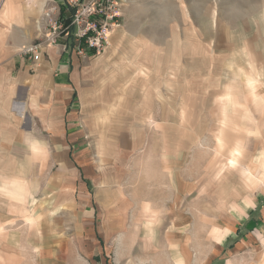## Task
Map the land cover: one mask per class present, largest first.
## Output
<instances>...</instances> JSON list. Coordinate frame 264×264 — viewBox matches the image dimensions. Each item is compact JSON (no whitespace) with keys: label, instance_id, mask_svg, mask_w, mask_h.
Returning a JSON list of instances; mask_svg holds the SVG:
<instances>
[{"label":"rangeland","instance_id":"obj_1","mask_svg":"<svg viewBox=\"0 0 264 264\" xmlns=\"http://www.w3.org/2000/svg\"><path fill=\"white\" fill-rule=\"evenodd\" d=\"M261 4L127 0L116 38L88 61L96 118H82L73 152L83 177L67 182L73 165L47 166L35 148L27 165L17 151L0 167V264H264L260 214L236 236L230 213L249 162L233 138L251 110L264 131V65L236 46L242 9ZM53 7L35 19L36 43ZM128 95L143 117H128Z\"/></svg>","mask_w":264,"mask_h":264},{"label":"crops","instance_id":"obj_2","mask_svg":"<svg viewBox=\"0 0 264 264\" xmlns=\"http://www.w3.org/2000/svg\"><path fill=\"white\" fill-rule=\"evenodd\" d=\"M64 1L66 0L2 1L7 10L5 9L4 14L0 15L2 27L0 28V167L16 162L17 151L25 152L24 165H27L28 152L35 148L47 153V166L58 165L69 168L72 164L74 168L72 175L75 179L70 177L67 182H73L76 181L77 172L79 177H83L76 167V162L73 161L74 149L82 145L80 143L82 118H96L95 111L93 114L85 113L86 100L83 96L84 87L90 80L88 61L93 60V56L86 58L77 56L73 49V38L66 41L60 39L57 45L44 46L39 62H34L30 56L22 53L23 49L36 43L40 37L35 19L41 10L52 4L54 7H59ZM246 1L252 3L254 0ZM260 2L262 3L263 0ZM261 8L264 9L262 4L259 10H262ZM125 11L126 9L124 20ZM262 13L263 11L255 15L254 10L242 9L240 13L242 24L240 33L238 31L236 34L238 39L236 46L240 48L241 55L250 54L264 65V13ZM112 36L114 40L116 34ZM105 54L113 58L115 52L112 49ZM129 97L130 95L126 97L128 106L124 108L127 113L136 112V114L128 117H143L140 115L144 109L143 105L140 106L142 99L139 100V96H136L137 100L133 103L134 100ZM88 110L91 112L89 106ZM255 113L251 110L249 121L244 123L245 132L242 136L246 135L241 136L242 141L239 137H235L232 142L234 147L231 145L235 151L244 147L246 158H249V162H244L242 168L239 167L242 172L240 175L242 186L240 191H236L235 201L232 204L234 208L230 210L236 225V236L256 213L260 214L264 223V162L259 164L256 159V155L264 152V131H259L258 126H254L259 120ZM247 131L250 133L249 136ZM222 134L221 132L220 135ZM261 134L263 139L258 140ZM121 142V140L116 141L115 144ZM6 184L4 183L2 187ZM81 187L84 192L85 185ZM83 197L86 200L85 194ZM226 233L228 234L222 245L233 237L229 229Z\"/></svg>","mask_w":264,"mask_h":264},{"label":"built area","instance_id":"obj_3","mask_svg":"<svg viewBox=\"0 0 264 264\" xmlns=\"http://www.w3.org/2000/svg\"><path fill=\"white\" fill-rule=\"evenodd\" d=\"M126 3L127 0H66L47 13L44 40L26 47L22 53L39 62L44 46L73 38L77 56H100L110 46L114 32L122 26Z\"/></svg>","mask_w":264,"mask_h":264},{"label":"trees","instance_id":"obj_4","mask_svg":"<svg viewBox=\"0 0 264 264\" xmlns=\"http://www.w3.org/2000/svg\"><path fill=\"white\" fill-rule=\"evenodd\" d=\"M61 15H62V17H63V13H62Z\"/></svg>","mask_w":264,"mask_h":264},{"label":"bare ground","instance_id":"obj_5","mask_svg":"<svg viewBox=\"0 0 264 264\" xmlns=\"http://www.w3.org/2000/svg\"><path fill=\"white\" fill-rule=\"evenodd\" d=\"M121 29V28H120Z\"/></svg>","mask_w":264,"mask_h":264}]
</instances>
